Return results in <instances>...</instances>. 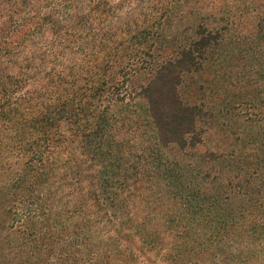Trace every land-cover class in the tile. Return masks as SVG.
Listing matches in <instances>:
<instances>
[{"label": "trees", "instance_id": "trees-1", "mask_svg": "<svg viewBox=\"0 0 264 264\" xmlns=\"http://www.w3.org/2000/svg\"><path fill=\"white\" fill-rule=\"evenodd\" d=\"M138 112L131 180L119 122ZM219 117L233 146L198 153ZM12 136L35 230L77 264H264V0H0Z\"/></svg>", "mask_w": 264, "mask_h": 264}, {"label": "rangeland", "instance_id": "rangeland-1", "mask_svg": "<svg viewBox=\"0 0 264 264\" xmlns=\"http://www.w3.org/2000/svg\"><path fill=\"white\" fill-rule=\"evenodd\" d=\"M30 89H24V92L27 93L26 90ZM26 98V95L22 97L23 104L27 101ZM140 112L137 117H128L119 122V126L123 127L121 134L125 140V146L131 148L133 153L136 152L134 160L131 158V169L129 168L125 173L131 180L134 179L132 177L134 166L143 165L142 160L138 161V156L141 153L139 148L147 146L145 142L147 127L144 125L145 121ZM225 119V117H219L216 121H212L215 125L211 128H209L210 121L202 123L206 128L205 139L197 145L198 153L203 154L205 149L225 150L229 146H233V139L229 134L230 129ZM243 124L241 125L243 126ZM241 136L243 140L240 141V144L241 142L246 144L249 135L247 132H241ZM5 140L0 138V264H52V262L55 264L58 260L71 264L72 258L77 264L79 262L76 257L78 256L77 250L71 253L70 247L65 246V240L50 246L51 239L48 234L51 233V230L48 229V233H46V227L43 231L38 232L31 222V168L28 166L30 164H26L31 161V153L25 155L19 152L20 150H30L31 144L20 141L16 136L5 138ZM7 142L10 145L9 149L11 148L10 152H5L6 147L2 149V146H7ZM16 172L19 177L22 176L19 182H13ZM213 177L211 176V178ZM56 186L59 189L56 199H59L64 191L60 189L59 182ZM45 224L47 223L45 222ZM56 236H58L55 237L56 240L61 239V232L57 230Z\"/></svg>", "mask_w": 264, "mask_h": 264}]
</instances>
